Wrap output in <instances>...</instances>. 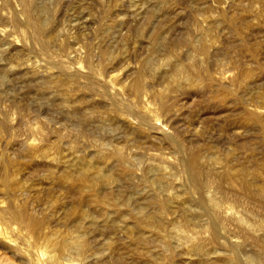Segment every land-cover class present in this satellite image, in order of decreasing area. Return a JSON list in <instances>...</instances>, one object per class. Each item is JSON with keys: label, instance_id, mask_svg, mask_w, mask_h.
<instances>
[{"label": "rangeland", "instance_id": "1", "mask_svg": "<svg viewBox=\"0 0 264 264\" xmlns=\"http://www.w3.org/2000/svg\"><path fill=\"white\" fill-rule=\"evenodd\" d=\"M24 7L44 34L28 26ZM0 29V226L20 208L44 219V234L79 233L60 223L48 194L62 195L67 209L69 187L79 183L72 157L94 159L103 149L108 158L99 167L132 173L101 188L121 189L120 220L97 219L85 258L66 253L59 264H264V0H0ZM250 114L259 120L246 124ZM114 146L124 165L110 156ZM190 154L205 157L199 181L189 172ZM160 157L172 186L151 184L148 166ZM237 163L256 171L249 185L243 176H222L223 165ZM169 194L177 195L164 217L170 236L134 224L141 211H156L157 200L149 206L148 199ZM206 197L218 202L216 214ZM183 206L192 210L190 221L181 217ZM125 226L134 228L132 238ZM21 229L12 234L14 247H0L1 261L31 264ZM29 239L34 250L27 251L51 253L44 236Z\"/></svg>", "mask_w": 264, "mask_h": 264}, {"label": "bare ground", "instance_id": "2", "mask_svg": "<svg viewBox=\"0 0 264 264\" xmlns=\"http://www.w3.org/2000/svg\"><path fill=\"white\" fill-rule=\"evenodd\" d=\"M24 1V4L31 1V0H23ZM246 2V1H245ZM33 3V1H32ZM40 3V2H39ZM49 3V2H48ZM28 5V4H26ZM255 5V4H254ZM25 6V5H24ZM51 7V6H50ZM254 9V8H253ZM23 12L25 13L24 15H26L27 17V24L29 27H31L32 29H34V31L41 35V34H44L46 31L44 29V25H42L39 21L35 20L32 18L29 10L27 7H24L23 9ZM236 13V12H235ZM242 13V12H241ZM255 13V12H254ZM259 14V13H258ZM257 14V15H258ZM32 15H33V12H32ZM36 17V16H35ZM40 17V16H39ZM229 17V15H228ZM257 17V16H256ZM230 18V17H229ZM41 19V18H40ZM49 19V18H48ZM42 21V20H41ZM209 21V20H208ZM232 21V20H231ZM218 23V22H217ZM223 24V23H222ZM3 25V24H2ZM207 25V24H206ZM2 29V28H1ZM0 29V31H1ZM4 31V29L2 30ZM2 31H1V34H2ZM44 32V33H43ZM48 33V32H47ZM46 33V34H47ZM52 33V32H51ZM159 33H160V30H159ZM163 33V32H162ZM58 34V33H57ZM165 34V33H164ZM162 35V34H161ZM38 36V35H37ZM5 37V36H4ZM40 37V36H39ZM135 37V36H134ZM160 37V35H159ZM165 37V36H164ZM18 38V37H17ZM44 38V37H43ZM56 38V37H55ZM206 38V37H205ZM52 40H56V39H53V37L51 38ZM157 39V37H156ZM164 39V38H163ZM208 39V36L207 38ZM43 40V39H42ZM46 40V39H45ZM160 40V39H159ZM186 40V39H185ZM1 41V40H0ZM37 41V39H36ZM49 41V40H48ZM133 42V41H132ZM163 42V41H162ZM161 42V43H162ZM207 42V41H206ZM42 43V42H41ZM47 41L44 42V46H47ZM196 44V43H195ZM41 45V44H40ZM161 45V44H160ZM215 45V44H214ZM43 46V44H42ZM41 46V47H42ZM43 46V47H44ZM40 47V48H41ZM46 48V47H45ZM155 48V47H154ZM158 48V47H157ZM45 50V49H44ZM22 51V50H21ZM69 51V50H68ZM157 51V49L155 50ZM159 51V50H158ZM20 52V51H19ZM108 52V51H107ZM107 52H104V55L105 56H109ZM106 57V58H107ZM110 57V56H109ZM202 58V57H201ZM19 61V60H18ZM146 61V60H145ZM151 60H148L145 62V65L146 66H149L150 65V62ZM188 61V60H187ZM21 62V61H20ZM78 62V61H77ZM161 62V61H160ZM15 63V62H14ZM164 63V62H163ZM11 64V63H10ZM13 64V63H12ZM11 64V65H12ZM182 65V64H181ZM145 66V67H146ZM151 66V65H150ZM164 66V65H163ZM8 67V66H7ZM12 67V66H10ZM17 67V66H16ZM156 67V66H155ZM165 67V66H164ZM148 68V67H147ZM173 70V75L175 74L176 71L179 72V67L178 65H174V68H172ZM68 71V70H67ZM141 71V70H140ZM146 71V70H145ZM152 71V70H151ZM154 71V70H153ZM49 72V71H47ZM165 72V71H163ZM7 73V72H6ZM143 72H139L138 74V77H137V85L135 84L136 86V89L139 91V89L141 88V80L143 78V75H142ZM147 73V72H146ZM101 74V73H100ZM186 74V73H185ZM2 75V74H1ZM68 75V74H67ZM163 75V74H162ZM166 75V73H165ZM72 76V75H70ZM74 76V75H73ZM1 77V76H0ZM75 77V76H74ZM169 77H171V79L173 78L172 75H170ZM2 79V77H1ZM68 79V78H67ZM70 79V78H69ZM72 79V78H71ZM170 79V78H168ZM170 79V80H171ZM60 80V79H59ZM63 81V80H62ZM70 81V80H68ZM72 81V80H71ZM173 82H174V79H173ZM53 84V83H52ZM72 89V88H71ZM67 90V88L65 89V91ZM75 92V91H74ZM160 94V93H159ZM262 98V97H261ZM63 99V98H62ZM142 99V98H141ZM143 103V102H141ZM64 105V104H63ZM65 106V105H64ZM142 106V105H141ZM79 107V106H78ZM143 107H144V104H143ZM140 108V107H139ZM75 110V109H74ZM141 110V109H140ZM72 111V110H71ZM95 111V110H94ZM145 111V110H144ZM64 112V111H63ZM147 112V111H146ZM67 113V112H66ZM65 113V114H66ZM131 113V112H130ZM149 113V112H148ZM154 113V112H153ZM64 114V115H65ZM72 114V113H71ZM151 114V113H150ZM87 115V114H86ZM93 115V114H91ZM100 115V114H99ZM104 115V114H102ZM153 115V114H152ZM155 115V114H154ZM90 116H88V119H89ZM151 117V116H150ZM153 117V116H152ZM155 117V116H154ZM259 117L257 114H250V117L246 118L245 119V123L247 124L250 120H254V121H258L259 120ZM99 117H97L98 119ZM120 118V117H119ZM94 119H96L94 117ZM100 119V118H99ZM118 119V118H117ZM122 119V117H121ZM142 119V118H140ZM261 120V118H260ZM87 121H90L87 120ZM94 121V120H93ZM101 121V119H100ZM103 121V120H102ZM161 121V120H160ZM125 122V121H124ZM73 123V122H72ZM89 124H92L90 122H88ZM94 124H96L95 122H93ZM101 123V122H100ZM100 123H98L99 125H101ZM124 124V123H123ZM126 124V123H125ZM131 124H132V121H131ZM86 125V124H85ZM98 125V127L100 128V126ZM119 125V124H118ZM121 125V124H120ZM150 125V124H149ZM97 126V125H96ZM102 126V125H101ZM129 126V125H128ZM127 126V127H128ZM132 126V125H131ZM93 127V126H92ZM137 127V126H136ZM90 128V127H89ZM97 128V127H96ZM138 128V127H137ZM102 129V128H101ZM130 129V128H129ZM173 129V128H172ZM100 130V129H99ZM124 130V129H123ZM93 131V130H92ZM97 131V130H96ZM111 131V130H110ZM109 131V132H110ZM129 131V130H128ZM107 132V131H106ZM114 133V132H113ZM132 133V132H131ZM148 133V132H147ZM166 133V132H165ZM130 135V134H129ZM107 136V135H106ZM128 136V135H127ZM167 139V138H166ZM170 139V138H169ZM176 141V140H175ZM170 142V141H169ZM178 142V141H177ZM173 143V142H172ZM190 143V142H189ZM169 144V143H168ZM105 145V144H104ZM210 145V143H209ZM94 147V146H93ZM101 147V146H100ZM201 147V146H200ZM211 148V146L209 147ZM215 149V148H214ZM103 150V149H102ZM101 149H97V151H95V155L93 156V158H87V157H84V156H74L72 157V160H71V164L73 163V165L75 166V168L77 169V171H79L78 173V180H79V183H78V180H77V185L75 186H70L69 187V194H68V197L69 198H73L72 199V204H70L69 206H67L68 208L65 209L64 205L65 203H67L66 201H64V198H62L63 196L60 195V194H56V196H54V194H48V199L49 201L51 202V210L52 212L54 213H57L58 215V220L62 221L60 223H63L66 228L67 227H71V228H75L77 229V231L79 233L77 234H73V232H70L67 228V231L68 232H65V233H60V229H59V233H55L53 235H49V233H43L44 230L43 228L44 225H45V221L44 219L42 218H30V217H27V214L26 212H22V211H14L12 212L9 216H8V221L7 224L5 225L6 227H2L0 226V247H12L15 243V239L12 238V234L13 232H15L16 230V234L17 232H20L22 231L21 227L24 226L25 228V232H23V236H22V239L23 241L19 243H23L24 242V239H25V244H27V246L29 247V242L31 241L29 238L31 237H34L37 238L35 239L36 241H38V237L40 236H44V238L46 239L45 241H48L49 244L52 246H50L52 248L51 250V253L50 254H47V253H43V251H34V253H32L31 251L34 250L31 246L29 248H32V250H28L26 248L28 247H25L23 248L24 246H21L23 248L22 251L25 250V254H27L29 252V259L28 261L31 263V264H59V258L60 256H62L63 254H69L70 256L71 255H76V256H80L82 258V256L89 250H91V245H90V240H91V237L88 236L87 233H91L93 230L95 231V229L97 228L96 224L98 223L97 221L99 220V218L102 220V222H108V219L111 217V215L115 214V218L118 217L119 220H120V217H121V214H120V206L118 205L117 203V199L116 198V195H119L120 194V191L121 189L119 188V186L117 187H108L106 188L104 191H101L103 189V187L107 184V181H113V183L118 182L119 180H124V179H128L130 178L131 176V171L127 170V168H125V170L123 171V168H122V165L120 166V168L122 169L123 172H118V170L114 171L110 168V166H107L105 164V167L102 168V167H99L98 162H102V161H105L106 160V157L107 155L102 151ZM163 151V150H162ZM156 152V151H155ZM196 152V151H195ZM194 152V153H195ZM200 152V151H198ZM231 152V150L229 151ZM182 153V152H181ZM193 153V152H192ZM191 153V154H192ZM110 156L111 154L115 156L116 158V161L119 163V164H122L123 161H125V157L123 154H122V151L119 147L117 146H114L112 148V151L109 153ZM191 154L188 156L190 157ZM197 154V153H196ZM227 154V153H226ZM232 154V153H231ZM154 155V154H153ZM194 157H190L189 158V168H190V173H191V177L192 179H194L195 181H199L200 180V176H201V172L202 170H204V162H205V157H203V155H195L193 154ZM230 156V155H229ZM228 156V157H229ZM91 157V156H90ZM71 158V157H70ZM108 158V157H107ZM231 158V157H230ZM255 158V157H254ZM217 159V158H216ZM227 159V158H226ZM233 160V157L231 158ZM173 160V159H172ZM225 160V159H224ZM3 161V160H2ZM107 161V160H106ZM228 161V160H226ZM8 162V161H7ZM6 162V163H7ZM230 162V161H229ZM261 162V161H260ZM5 163V162H3ZM69 163V162H68ZM98 163V164H97ZM106 163V162H105ZM166 163V158L165 157H160V161H158V163H156V165L154 164H150L148 166V170L149 171H152L153 172V177L152 179H150L151 181V184H155L156 182H162V183H165L164 185L168 184V179L170 178V170H168L167 166L165 165ZM9 164V163H8ZM113 164V163H112ZM220 164V163H218ZM226 164V163H225ZM264 164V163H263ZM124 165V163H123ZM233 165V164H231ZM7 167V164L5 165ZM244 166V165H243ZM241 164H235L231 167H226L225 165L222 166L220 172L222 174V176L224 178H227L229 179L230 177L232 176H243L245 178V182L247 185L250 184V180L248 179V176H253L254 173L256 172H248V170H246L244 167H243ZM247 167V166H246ZM102 168V169H101ZM207 169V168H206ZM263 169V167H262ZM8 170V168H7ZM264 170V169H263ZM205 171V170H204ZM211 171V170H209ZM213 171V170H212ZM208 172V170H207ZM7 174V173H6ZM5 174V175H6ZM173 174V173H172ZM10 175V174H9ZM155 175V176H154ZM203 175V174H202ZM205 175V174H204ZM257 175V174H256ZM132 177V176H131ZM151 178V177H150ZM174 178V177H172ZM255 178V177H254ZM131 179V178H130ZM205 179V178H204ZM4 186L6 187H10L8 186L9 185V179L8 177H4ZM129 180V179H128ZM230 180V179H229ZM65 181H66V177H65ZM131 182V181H130ZM119 183V182H118ZM121 183V181H120ZM171 183V182H169ZM21 184V183H20ZM152 184V185H153ZM157 184V183H156ZM155 184V185H156ZM22 185V184H21ZM25 185V184H24ZM138 185V184H137ZM158 185V184H157ZM168 185H171V184H168ZM172 186V185H171ZM200 186V185H199ZM102 188V189H101ZM159 188V186H158ZM129 189V188H128ZM35 190V188H34ZM61 190V189H59ZM159 191V190H158ZM171 192V191H170ZM57 193V192H56ZM123 193V192H122ZM178 193V192H177ZM159 194V193H158ZM164 194V192H163ZM16 195V194H15ZM181 196V194H180ZM156 197V196H155ZM177 197V195H174V194H169L168 196H166L165 198L163 199H155L153 197V199H148L146 203H150V202H156L158 204L157 206V209L156 211L154 212V208L151 209L153 210L154 213L150 212H142L137 214L135 216V218L133 220H135V223L134 224H138L141 229L143 231L147 230L149 232H153L155 233V236L157 237H166V235L169 234L170 236V233L173 231L171 228L172 231H170L168 229V225H167V220L165 221L164 220V217L166 215V213L168 212V208H169V205H171L170 203L172 202V200L174 201L175 198ZM117 198L119 199V197L117 196ZM123 198V197H122ZM127 198V197H126ZM151 198V197H149ZM179 198V197H178ZM177 198V199H178ZM125 199V197H124ZM128 200L131 199V198H127ZM126 199V200H127ZM125 200V202H126ZM203 203H204V206L207 208V210L212 214L213 212H217L218 210V202L217 201H214L212 198H204V200H202ZM128 203H130V201H127ZM126 202V203H127ZM179 202V201H178ZM46 203V202H45ZM49 203V202H48ZM125 203V204H126ZM127 203V204H128ZM146 203H143L146 205ZM69 204V202H68ZM88 205L92 210L88 211V209L85 208L84 205ZM122 203H120L121 205ZM126 204V205H127ZM131 204V203H130ZM154 203H152L153 205ZM155 204V205H157ZM123 205V204H122ZM129 205V204H128ZM127 205V206H128ZM132 205V204H131ZM130 205V206H131ZM151 205V206H152ZM5 206V204H4ZM125 206V207H127ZM150 206V204H149ZM49 207V206H48ZM139 207H142L139 205ZM6 208V207H5ZM50 208V207H49ZM156 208V207H155ZM130 209V208H128ZM144 210V206L142 208ZM181 210V217L183 216L184 217V220H189V217L192 210L188 207V206H183V208L180 207ZM179 209V210H180ZM205 209V208H204ZM24 210V209H23ZM48 210V209H47ZM146 210L148 211L147 207H146ZM4 211V210H3ZM7 211V210H5ZM4 211V212H5ZM29 211V210H28ZM127 211V210H126ZM135 211V210H134ZM173 211V210H171ZM176 211V210H175ZM174 211V212H175ZM178 211V210H177ZM176 211V212H177ZM204 211V210H203ZM206 211V210H205ZM1 212V211H0ZM3 212V213H4ZM124 212V211H123ZM130 212V211H129ZM173 212V213H174ZM195 212V211H194ZM7 213V212H5ZM138 213V212H137ZM171 213V212H170ZM213 213V214H214ZM9 214V213H7ZM6 214V215H7ZM96 214V215H94ZM123 214V213H122ZM169 214V213H168ZM216 214V213H215ZM2 215V214H1ZM53 215V214H52ZM55 215V214H54ZM120 215V216H119ZM28 216H30V214L28 213ZM124 215H122L123 217ZM128 216V215H127ZM32 217V216H31ZM34 217V216H33ZM54 217V216H53ZM56 217V216H55ZM129 217V216H128ZM133 216H131L132 218ZM6 218V216L4 217ZM117 218V219H118ZM124 218V217H123ZM130 218V219H131ZM1 219V217H0ZM7 219V218H6ZM98 219V220H97ZM112 219V218H111ZM126 219V218H125ZM128 219V220H130ZM166 219V217H165ZM216 219L218 221V219L220 220V218L217 217L216 215ZM47 220V219H46ZM115 220V219H114ZM118 221H114V222H119ZM132 220V219H131ZM130 220V221H131ZM2 221V220H1ZM0 221V222H1ZM4 222H6L5 219H3ZM195 221V220H194ZM122 222V221H120ZM219 222V221H218ZM3 223V222H2ZM111 224V222H109ZM113 223V222H112ZM132 221H131V225L132 226ZM16 224V225H14ZM23 224V225H22ZM100 224V223H99ZM122 224V223H121ZM61 225V224H60ZM113 225V224H112ZM123 225V224H122ZM126 225V224H124ZM129 225V224H128ZM46 226V225H45ZM115 225L113 226H110V227H114ZM130 226H125V228L123 230H125L124 232H126V234H128L127 236L129 238H132L133 234V230ZM136 226V225H135ZM134 226V227H135ZM100 227V225H99ZM122 227V226H121ZM217 227V226H216ZM65 228V229H66ZM104 228V227H103ZM115 228V227H114ZM119 228V227H118ZM136 228V227H135ZM139 228V227H138ZM46 229V228H45ZM109 229V228H108ZM113 229V228H112ZM121 229V228H120ZM134 229V228H133ZM57 230V229H56ZM62 230V229H61ZM97 230V229H96ZM122 230V229H121ZM175 230V229H174ZM217 230V229H215ZM46 231V230H45ZM138 231V230H137ZM55 232V231H54ZM53 232V233H54ZM76 232V231H75ZM99 232V231H98ZM174 232V231H173ZM140 233V232H139ZM142 233V232H141ZM15 234V235H16ZM135 235V234H134ZM140 234H138L139 236ZM144 235V234H143ZM146 235V234H145ZM173 235V234H171ZM18 236L20 237V235L18 234ZM18 236H16L17 238H19ZM99 236V235H98ZM180 236V235H179ZM15 237V236H14ZM102 237V236H101ZM142 237V236H141ZM147 237V236H146ZM173 237V236H172ZM99 238V237H98ZM135 238L138 239L137 235H135ZM140 238V236H139ZM143 238V237H142ZM148 238V237H147ZM176 238V237H175ZM90 239V240H89ZM100 239V238H99ZM19 240V239H17ZM123 240V239H122ZM134 240V239H133ZM136 240V239H135ZM33 241V240H32ZM44 241V242H45ZM95 241V240H94ZM111 241V240H110ZM142 241V240H141ZM18 242V241H17ZM35 243V242H33ZM105 243V242H104ZM124 243V242H123ZM31 244V243H30ZM102 244V243H101ZM109 244V243H108ZM111 244V243H110ZM48 246V244H46ZM18 246V245H17ZM35 246V245H34ZM105 246V245H103ZM110 247V245H108ZM107 246V247H108ZM131 246V245H130ZM14 247V246H13ZM16 247V246H15ZM21 247H16V248H21ZM106 247V246H105ZM195 247V246H194ZM15 248V249H16ZM48 248V247H47ZM93 248V247H92ZM198 248V246L196 247V249ZM199 248H201L199 246ZM4 249V248H3ZM16 249V251L18 250ZM36 249V248H35ZM5 250H8V249H5ZM14 250V248H13ZM21 250V249H19ZM38 250V249H36ZM45 250V249H44ZM47 250V249H46ZM97 250V249H96ZM10 251V249L8 250ZM27 251V252H26ZM50 251V250H49ZM88 251V252H89ZM20 252V251H19ZM31 252V253H30ZM23 252H20V255H22ZM1 254V253H0ZM24 254V255H25ZM47 254V255H45ZM66 254V255H67ZM19 255V256H20ZM28 255V254H27ZM45 255V257H44ZM23 256V255H22ZM26 256V255H25ZM27 257V258H28ZM64 257V255H63ZM74 257V256H73ZM71 257V258H73ZM149 257V256H148ZM25 258V257H24ZM69 258V257H68ZM83 258H85V256H83ZM82 258V259H83ZM3 259V258H2ZM64 259V258H63ZM67 259V258H66ZM23 260V257L22 259ZM81 260V259H79ZM85 260V259H84ZM64 261V260H63ZM69 264H75L74 262H72L71 260H69ZM74 261V260H73ZM10 262V260H9ZM65 262H67L65 260ZM79 262V261H78ZM14 264V262H10V263H6L5 261H1L0 259V264ZM25 264V263H23ZM29 264V263H28ZM83 264V263H82ZM213 264H227L225 262H219V261H215L213 262ZM229 264V263H228Z\"/></svg>", "mask_w": 264, "mask_h": 264}]
</instances>
